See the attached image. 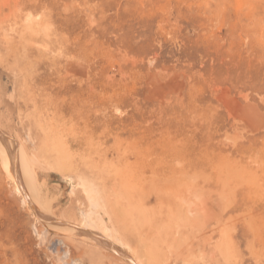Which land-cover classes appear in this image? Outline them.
<instances>
[{
	"label": "rangeland",
	"instance_id": "obj_1",
	"mask_svg": "<svg viewBox=\"0 0 264 264\" xmlns=\"http://www.w3.org/2000/svg\"><path fill=\"white\" fill-rule=\"evenodd\" d=\"M0 264H264V0H0Z\"/></svg>",
	"mask_w": 264,
	"mask_h": 264
},
{
	"label": "bare ground",
	"instance_id": "obj_2",
	"mask_svg": "<svg viewBox=\"0 0 264 264\" xmlns=\"http://www.w3.org/2000/svg\"><path fill=\"white\" fill-rule=\"evenodd\" d=\"M31 4H33L32 2H30ZM36 4V3H35ZM34 4V5H35ZM29 8V7H28ZM32 8V7H31ZM33 8H35V7H33ZM235 135V134H234ZM232 140V139H231ZM8 175L12 178V179H14V181L16 182L17 181V179L18 178H16V176H17V173H16V170H15V167H14V164L12 165V167L11 168H9L8 169ZM220 199V198H219ZM219 206H220V204L219 203H217V202H215V208H213L212 210L213 211H215V218L213 219L214 221L216 220V221H219V222H216V223H218V234L220 235V231H223L224 229H226V228H224V229H222L221 230V225H220V223H221V219H222V215H221V213H220V209H219ZM205 218V217H204ZM206 224L203 222V224H204V226H206L207 227V219H206ZM222 227H224L223 225H222ZM236 230V229H235ZM206 231V230H205ZM210 231V230H209ZM225 231V230H224ZM203 232V231H202ZM211 232V231H210ZM228 233V232H227ZM210 236V235H209ZM204 237H206V236H204ZM208 237V236H207ZM200 240V239H199ZM205 240V238L202 240V241H204ZM225 240V239H224ZM199 242V241H198ZM216 242H219V243H217V244H220V239H219V241H216ZM109 245H110V243H108ZM110 246H112V245H110ZM201 246V245H200ZM198 247V246H197ZM202 249V248H201ZM198 253V252H197ZM192 254V253H191ZM200 254H201V252H200ZM199 254V255H200ZM202 254H203V251H202ZM202 254L200 255V256H202ZM190 255V254H189ZM194 255H195V252H194ZM217 256V258H219L220 257V255L219 254H217L216 255ZM189 257H191V256H189ZM192 257H194V256H192ZM210 258L207 262L208 263H210L212 260H215V255H214V253L212 252H208L207 253V255H205V258ZM196 258V257H195Z\"/></svg>",
	"mask_w": 264,
	"mask_h": 264
}]
</instances>
